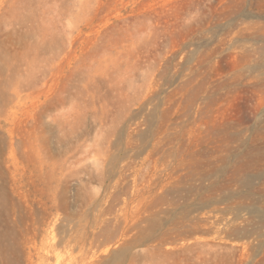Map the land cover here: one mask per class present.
Listing matches in <instances>:
<instances>
[{"label": "rangeland", "instance_id": "obj_1", "mask_svg": "<svg viewBox=\"0 0 264 264\" xmlns=\"http://www.w3.org/2000/svg\"><path fill=\"white\" fill-rule=\"evenodd\" d=\"M0 264H264V0H0Z\"/></svg>", "mask_w": 264, "mask_h": 264}]
</instances>
